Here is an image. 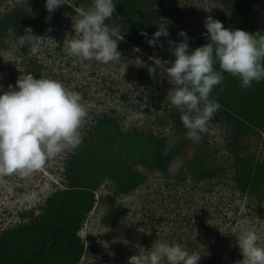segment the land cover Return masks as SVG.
I'll return each mask as SVG.
<instances>
[{"label": "rangeland", "instance_id": "374dc122", "mask_svg": "<svg viewBox=\"0 0 264 264\" xmlns=\"http://www.w3.org/2000/svg\"><path fill=\"white\" fill-rule=\"evenodd\" d=\"M92 2L64 0L43 19V28L32 42L20 45L18 37L8 31V46L0 50V91L15 86L25 72L36 78L58 79L82 95L87 112L80 128L83 138L90 125L108 113L125 131L136 129L167 139H183L192 147L207 144L216 150L222 168L213 178L198 179L187 173L180 179L174 168L163 172L136 164L134 169L144 179L128 193H118L113 181L104 178L94 191V205L79 230L84 251L78 264H128L131 255L150 249L156 239L180 243L190 253L201 255L197 264H242L237 243L240 235L254 230L260 237L258 243L264 246V187L253 192L242 190L235 185L233 175L244 164L264 162V125L238 128L236 120L227 117L221 107L210 120L209 131L194 142L186 138L181 113L170 102L175 86L165 73L157 70L149 75L147 70L152 66L149 57L174 59L172 45L182 39L177 35L180 30L191 41L205 30L207 16L231 24L232 13L223 7L222 0H162L167 11L160 19L169 21V36L160 37L158 45L149 46V50L133 46L118 30L114 38L122 36L117 48L121 57L103 63L69 55L65 40L66 36L77 35L75 22ZM246 2L258 31L264 33V0ZM31 3L0 0V17L13 8L27 9ZM117 21L112 15L105 23ZM239 86V91L250 90ZM70 154L72 150L66 149L29 175L17 172L0 176V235L37 217L46 198L64 188V169ZM112 196L127 212L110 226L103 218Z\"/></svg>", "mask_w": 264, "mask_h": 264}, {"label": "clouds", "instance_id": "9594fccd", "mask_svg": "<svg viewBox=\"0 0 264 264\" xmlns=\"http://www.w3.org/2000/svg\"><path fill=\"white\" fill-rule=\"evenodd\" d=\"M63 2L45 0L44 6L52 13ZM115 5L114 0H93L75 22L73 30L77 35L65 38L69 55L103 63L120 59L117 48L122 36L114 38L118 28L105 23L112 17ZM168 24L167 20L158 23L150 38L143 30L140 34L150 47H156L160 37L169 36ZM204 27L206 43L190 50V37L180 30L177 35L182 39L172 45L174 59L149 57L152 66L147 69L149 75L157 70L165 73L175 86L170 102L181 113L186 138L194 142L209 131L210 120L221 108L211 94L222 84L224 73L237 77L244 89L264 79V33L226 28L211 16L205 18ZM35 38L38 37L27 27L18 43L23 45ZM86 116L80 92L67 88L58 79L36 78L31 72L20 74L15 86L0 91V176L17 172L29 175L66 149H77L82 144L80 128ZM259 240L254 230L238 237L242 264H264V246ZM200 256L180 243L156 239L150 249L131 255L128 264H197Z\"/></svg>", "mask_w": 264, "mask_h": 264}, {"label": "trees", "instance_id": "16d2710c", "mask_svg": "<svg viewBox=\"0 0 264 264\" xmlns=\"http://www.w3.org/2000/svg\"><path fill=\"white\" fill-rule=\"evenodd\" d=\"M161 1L114 0L113 17L119 23L110 22V25L118 26L133 46L149 48L146 37L140 33L143 30L150 38L162 22L160 17L167 8ZM44 5L45 0H32L27 9L13 8L0 17V50L8 46V31L18 38L27 27L33 35L41 31L43 19L49 15ZM222 5L232 13V23H223L224 27L250 33L258 31L246 0H222ZM202 33L206 29L190 41V50L207 42ZM214 67L218 69V65ZM239 84L237 77L224 73L222 84L212 93L221 99V107L226 110L223 112L236 120L238 128H249V124L262 127L264 79L253 82L249 91H239ZM229 105L237 107L236 111L230 110ZM187 143L151 132L122 130L114 117L104 113L90 125L82 144L69 155L64 188L46 198L37 217L9 227L0 235V264H78L84 251L79 230L94 205L95 189L108 177L118 193H128L144 179L134 169L136 164L163 172L174 168L180 179L187 173L198 179L218 176L222 164L217 160L216 150L207 144L192 147ZM233 180L238 188L250 192L264 187V162L242 165L234 172ZM109 200L110 207L103 220L112 226L127 210L116 204L113 196Z\"/></svg>", "mask_w": 264, "mask_h": 264}]
</instances>
